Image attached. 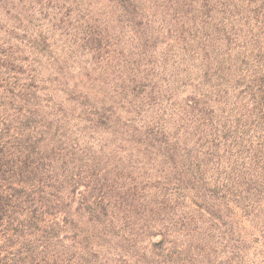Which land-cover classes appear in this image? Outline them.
I'll list each match as a JSON object with an SVG mask.
<instances>
[{
    "label": "trees",
    "instance_id": "obj_1",
    "mask_svg": "<svg viewBox=\"0 0 264 264\" xmlns=\"http://www.w3.org/2000/svg\"><path fill=\"white\" fill-rule=\"evenodd\" d=\"M0 264H264V0H0Z\"/></svg>",
    "mask_w": 264,
    "mask_h": 264
},
{
    "label": "rangeland",
    "instance_id": "obj_2",
    "mask_svg": "<svg viewBox=\"0 0 264 264\" xmlns=\"http://www.w3.org/2000/svg\"><path fill=\"white\" fill-rule=\"evenodd\" d=\"M159 52L165 53L166 50L164 48H160ZM172 53V52H171ZM171 55V54H170ZM178 56V58H177ZM181 58H184V61H180ZM192 58L190 55H186L183 50L180 49H174V52L170 58V60L167 63V70L165 73V76L168 78V87H169V93H173L174 100L172 102H179L180 98L182 97V89L184 87H180L178 85H182L180 82L183 80L186 76V73H183V69H187V66L190 68V70H193L194 73H197V70L195 69L199 65V60L197 61H191L189 64H187L186 59ZM194 59V58H193ZM196 60V59H195ZM179 82V84H177ZM174 111V109H173ZM172 111L170 109H167L165 111L166 116L165 119L168 120L169 114Z\"/></svg>",
    "mask_w": 264,
    "mask_h": 264
}]
</instances>
